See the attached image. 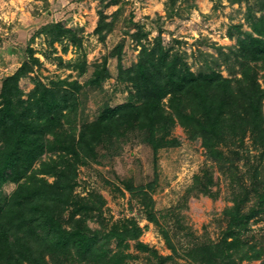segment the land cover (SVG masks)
I'll use <instances>...</instances> for the list:
<instances>
[{"label": "trees", "instance_id": "trees-1", "mask_svg": "<svg viewBox=\"0 0 264 264\" xmlns=\"http://www.w3.org/2000/svg\"><path fill=\"white\" fill-rule=\"evenodd\" d=\"M100 13L95 32L104 40L112 23ZM249 20L252 31L236 27L245 34L238 37V47L233 52L240 76H224L217 70L192 71L171 52V47L162 45L160 36L153 47L143 45L133 67L123 69L119 45L111 52L119 60L118 79L130 83L134 93L126 102L106 107L97 119L80 128V93L86 86L101 87L110 77L108 59L96 66L85 83L63 78L48 87L37 81L27 97L19 85L27 64L7 76L0 92V264H128L127 258L132 254L125 253L121 246L132 239L138 248L152 251L140 240L146 227L133 218L120 219L109 229L104 223L100 228L90 226V220L102 218L107 201L96 190L86 195L77 191L79 166L97 159L101 144L114 148L132 133L154 151L179 144L170 137L177 123L190 139L200 137L219 163L224 159V150L219 146L230 147L227 159L231 161L233 181V205L224 211L228 225L221 237L218 241H196L185 248V255L198 264H238L262 258L264 264L263 247L248 235L251 219L257 220L264 214V180L259 178L258 165L252 186L233 170L238 169L240 160L250 162L247 150L243 149L247 135L255 148L261 147V157L264 156V16H251ZM45 30L50 33V43L63 42L66 37L80 44L76 31L60 22ZM146 36L143 32L132 35L139 44ZM229 36H233L232 31ZM63 48L67 50L66 46ZM33 52L31 58L38 61ZM73 68L84 73L86 62ZM229 70L236 71L234 66ZM36 161L38 167H34ZM157 181L134 186L124 179L123 189L119 190L122 194L126 190L132 196H141L147 219L158 224L151 195ZM7 182L17 185L4 195L2 187ZM215 183L212 173L205 169L202 175H195L189 191L216 198L217 192L212 189ZM249 202L256 203L247 209ZM162 232L169 248L178 253V245L167 231ZM112 239L117 241L115 251L108 247ZM160 258L158 264L172 255Z\"/></svg>", "mask_w": 264, "mask_h": 264}, {"label": "rangeland", "instance_id": "rangeland-1", "mask_svg": "<svg viewBox=\"0 0 264 264\" xmlns=\"http://www.w3.org/2000/svg\"><path fill=\"white\" fill-rule=\"evenodd\" d=\"M113 1L0 0V92L3 80L25 64L28 69L22 74L19 85L27 97L37 81L48 87L63 78L85 83L96 66L108 59L110 77L101 87L86 86L80 93L77 117V127L80 128L84 123L97 119L106 107L126 102L134 93L130 83L118 79L119 60L111 52L119 45H122L123 69L133 67L139 61L143 45L153 47L155 39L160 36L162 45L171 47V52L180 57L190 70H217L224 76H240L236 73L240 66L235 63L233 52L238 47V37H245V34L236 27L241 26V31H252L249 17L264 16V8H261L264 3L259 0ZM107 3L112 4L108 6ZM100 11L106 21L112 23L104 40L95 32ZM57 22L74 29L80 44L72 43L66 37H63V42L50 43V33L45 28ZM229 31L233 36H229ZM141 32L147 33L142 38L143 44L132 37ZM31 50L38 61L31 58ZM82 61L86 62L84 73L73 68ZM232 66L236 69L234 73L229 70ZM170 137L177 139L179 144L154 151L150 144L132 133L114 148L107 149L101 144L98 158L79 166L77 191L86 195L96 190L107 201L102 218L89 221L91 227L100 228L104 223L109 229L120 219L132 218L141 227H146L140 240L156 251L143 250L137 247L136 240H128L127 245L121 246L125 253L132 254L127 258L128 264H158L161 256L169 255L172 258L162 264H198L185 255V248L196 241H218L228 225L224 211L233 205L231 161L227 159L230 147L225 144L219 146L224 150L223 162L219 163L210 155L200 137L190 139L178 123L172 127ZM243 149L247 150L250 162L246 164L240 160L238 169L233 170L240 179L243 175L244 183L252 186L257 165L259 178L264 180V156L261 157V147L253 146L250 135L245 138ZM38 166L39 161H36L34 167ZM205 169L216 181L212 187L217 192L216 198L189 191L195 175H202ZM124 179L130 180L134 186L158 180L151 192L158 224L147 219L141 196H132L126 190L122 194L119 187L123 189ZM16 185L5 183L3 194H10ZM252 203L256 202H249L246 208ZM251 224L249 238L264 250V214L257 220L251 219ZM163 230L178 245V253L169 248ZM108 247L115 251L117 241L112 239ZM262 260H243L238 264H261Z\"/></svg>", "mask_w": 264, "mask_h": 264}]
</instances>
